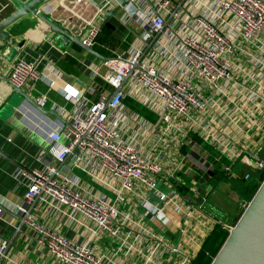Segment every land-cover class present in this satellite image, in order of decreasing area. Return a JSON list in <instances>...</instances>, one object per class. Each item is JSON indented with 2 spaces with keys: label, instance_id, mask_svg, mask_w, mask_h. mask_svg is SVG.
I'll list each match as a JSON object with an SVG mask.
<instances>
[{
  "label": "built area",
  "instance_id": "1",
  "mask_svg": "<svg viewBox=\"0 0 264 264\" xmlns=\"http://www.w3.org/2000/svg\"><path fill=\"white\" fill-rule=\"evenodd\" d=\"M150 1L153 10L146 8L144 0H130L124 7L126 18L136 20L143 29L127 57L108 59L101 67L90 68L92 76L104 78L108 90L95 102L70 86L57 87L61 74L55 65L48 61L44 70L39 69L44 58L20 60L11 66L8 78L13 88L44 83L65 101L61 106L51 103L49 95L35 98L39 108L58 117L53 121L43 115L36 122L34 129L49 143L48 151L37 158L43 166L18 169L14 177L26 181V190L20 203L7 205L18 217V229H34L38 250L60 264H112L111 259L96 253L94 244L106 234L121 241L120 230L129 221V215L122 212L126 196L152 219L171 206L185 222L191 221L193 207L169 183L184 167L179 156L168 163L180 149L173 133H181L185 140L196 132L231 163L242 159L264 171L259 150H249L244 129L236 121L241 108L264 102V0ZM122 2L106 1L102 9ZM89 26L90 32L82 40L93 46L100 29L95 20ZM247 90L245 101L237 107L230 94L242 95ZM128 99L157 120L152 122L131 111ZM254 117V113L247 116L248 129L257 126ZM64 135L65 145L61 143ZM160 182L168 186V193L159 189ZM5 209H0V217ZM35 210L56 220L65 219L76 238L67 239L41 224ZM224 226L229 232L234 228ZM143 232L161 246L148 250L145 257L150 262L167 254L170 264L192 263L194 257L186 254L180 243L173 246L146 228ZM9 247L0 237L1 260H7Z\"/></svg>",
  "mask_w": 264,
  "mask_h": 264
},
{
  "label": "crops",
  "instance_id": "2",
  "mask_svg": "<svg viewBox=\"0 0 264 264\" xmlns=\"http://www.w3.org/2000/svg\"><path fill=\"white\" fill-rule=\"evenodd\" d=\"M20 1L26 2V0ZM94 1L104 6L106 1L109 0ZM172 1L181 2L183 0ZM145 3L146 8L153 10L154 7H150L147 2ZM118 7L120 8L118 13L108 20L100 31L97 42L93 45V50L100 56L107 58V60L119 56L127 57L131 47L143 32L142 27L136 20L126 18L125 9L120 7V4L108 9V11H113ZM39 10L43 16L48 17L62 30L80 40L90 32L89 22L91 20L97 21L99 29L105 22L104 14H100L98 7L89 0H52L48 4L42 5ZM15 12L16 8L12 0H0V23ZM4 32L10 34L11 39L9 42H5L0 37V43L8 46L0 52V152H2V154L0 153V209L6 208L0 217V237L7 240L10 247L6 253L7 260H1L0 258V264H60L48 256L46 251L38 250L35 242L37 232L28 226H22L19 230L18 217L8 210L7 205L11 206L22 201L26 190V181L22 178L17 181L14 177L16 172L18 169L41 168L43 165L37 161V158L42 152H47L49 147L46 139L34 129L36 122L39 118L44 117V114L30 103H27L24 97L14 90L8 77L11 66L16 62L20 60L34 62L44 58L39 69L44 70L46 63L48 61L52 62L61 74L60 79L56 80L57 87L70 86L86 95L91 102H95L100 98L102 92L108 90L104 78L92 76L90 68L101 67V65L98 66L99 61L102 60L101 64H103L105 60L92 55L73 42L67 43L66 40H61L59 35L54 33L46 22H42L31 14L21 18ZM21 43H24V46L18 48L17 45ZM9 47H16L18 51L17 56L12 61L3 59L4 56H8ZM148 53L149 55L152 53L151 49ZM237 55L246 63V58L242 54L237 53ZM104 72L105 68L102 69V73ZM47 74L49 77L55 78L50 73ZM248 87L252 88L250 84H248ZM22 90L33 98L49 95L51 103L65 105V101L57 95L56 90L49 91L44 83L31 84ZM247 93L248 90L242 95L230 94L237 107H240L245 101L244 96ZM205 95L210 97L211 93L207 92ZM128 102H131L136 108H143L151 114V117L127 104L131 111L140 113L152 122L157 120L156 115L136 104L132 99H128ZM228 109H230L229 106ZM249 113H254V118L258 123L257 126L251 129L246 127ZM46 116H49L53 121L57 118L55 115ZM236 117V121L244 129L245 136L243 138L246 145L249 146V150H261L264 143V102L241 108ZM173 138L179 142L180 149L176 154H172L168 163L176 162V158L179 156L184 161V167L177 170L169 183L175 186L183 197V201L193 207V218L190 219V222L189 220L185 222L180 212H176L173 207L167 206L160 216L152 219L150 216L144 215L142 208L135 206L136 203L130 199V196H126L122 212L129 215V221L127 220L125 227L120 230L121 241L106 234L94 244L96 253L111 259L112 264H154L155 261L156 264L159 262H162V264L171 263L167 254H164L161 260L154 257V262H150L145 257L148 250L160 249L161 246L157 245L155 239L146 236L143 228L159 237L163 236L173 246L180 243V248L186 254L194 257L193 263L207 236L220 222L204 210L209 194L207 188L211 185L220 184L221 181H226L225 183L231 185L229 182L232 180H244L245 182L253 179V183L249 187L244 191L241 189L243 196L247 197L244 203L251 202L249 195L253 186L257 185L256 181L259 179L261 170L255 169L242 159L231 163L215 146L208 144L196 132L195 134H189L185 140H182L181 133L176 132L173 133ZM197 139L201 141L199 142ZM66 142L67 137L64 135L61 143L65 145ZM213 154L214 158H211ZM224 160L229 164H225ZM197 162L201 163L203 167L198 165ZM237 163L243 166V170H234ZM216 167L220 168V171L226 172L227 178L213 183L214 179L211 172ZM227 167L232 169L231 172L226 171ZM199 173L201 177L197 179ZM247 175L250 178L246 180ZM159 184L167 188L166 193L169 192L167 185L162 182ZM99 189L103 193L105 192L107 195L114 197V194H111L106 187L99 186ZM159 189L163 191L161 188ZM234 193L238 195V191ZM147 195L150 201L157 202L151 193ZM203 203V209L199 210L198 207ZM243 209L244 207H242ZM35 212L41 224L62 233L67 239L76 238L75 231L71 228L67 229L65 219L56 220L52 215H47L42 211L35 210ZM232 223L224 222L228 226ZM184 224L186 225V232L181 237ZM83 240L82 238L81 241ZM122 240L127 242L123 243Z\"/></svg>",
  "mask_w": 264,
  "mask_h": 264
},
{
  "label": "water",
  "instance_id": "3",
  "mask_svg": "<svg viewBox=\"0 0 264 264\" xmlns=\"http://www.w3.org/2000/svg\"><path fill=\"white\" fill-rule=\"evenodd\" d=\"M12 1L13 5H15L16 12L0 23V37L5 42H9L11 36L10 34L8 35L5 33L4 30L8 29V27L15 24V22L21 18L31 14L36 16L42 22H46L51 27L52 31L59 35L61 40H66L65 42L67 43L73 42L81 48L83 47L92 55L102 58L105 61L107 60V58L96 53L93 50V46H86L83 40L71 36L68 32L62 30L58 25L52 22L48 17L43 16V14L40 13L39 8L42 5L50 3L52 0H26V2L20 0ZM89 1L94 3L99 10L103 8V5L100 3H96L94 0ZM129 1L130 0H125L120 7L124 8ZM144 1H146L150 7H153L152 1ZM119 9V7L113 11L102 9L105 22L101 25L100 31L104 28L108 20L118 13ZM100 31L93 42L94 44L98 40L97 38ZM17 46L18 48H22L24 43L18 44ZM7 47L8 46H4L0 43V52ZM8 51V56H4L3 59L12 61V59L17 56L18 51L16 47H9ZM14 90L19 95L23 96L27 103H30L42 114L55 115L58 117L54 112L39 108L35 98L30 95L28 96L22 89L14 88ZM0 153L2 154V152ZM243 205L246 206L245 210L238 219H234L232 223L234 228L229 232L228 239L216 254V258L213 260L212 264H264V181L258 191L251 198V202L244 203Z\"/></svg>",
  "mask_w": 264,
  "mask_h": 264
},
{
  "label": "rangeland",
  "instance_id": "4",
  "mask_svg": "<svg viewBox=\"0 0 264 264\" xmlns=\"http://www.w3.org/2000/svg\"><path fill=\"white\" fill-rule=\"evenodd\" d=\"M102 60L99 61L98 66H102ZM258 158L264 161V143L261 150L258 151ZM253 160H256L253 158ZM235 171L243 170V166L237 163L234 166ZM263 171V170H262ZM244 180H232L229 183L226 181H221L220 184L211 185L208 187L207 203L204 206V210L210 213L214 218L222 223L223 222H233L234 218H239L242 212V207L247 197L243 196L242 191L249 187L253 182ZM163 191L167 192V188L164 186H159ZM238 191V195L234 192ZM239 197V198H238Z\"/></svg>",
  "mask_w": 264,
  "mask_h": 264
},
{
  "label": "trees",
  "instance_id": "5",
  "mask_svg": "<svg viewBox=\"0 0 264 264\" xmlns=\"http://www.w3.org/2000/svg\"><path fill=\"white\" fill-rule=\"evenodd\" d=\"M127 104L132 106L135 110L141 111L146 116L151 117V114H149L143 108H140V107L136 108L131 102H128ZM197 140L199 142L201 141L200 139H197ZM211 158H214V154H213V157H211ZM224 162H225V160H224ZM225 164H229V163L226 161ZM211 175H213V179H214L213 183L214 182L216 183V181L227 178L226 172L220 171V168H217V167L214 168V171L211 172ZM200 177H201V174L199 173L196 178L198 179ZM263 181H264V171H262L260 173L259 179H258V181H256L257 185L253 186V188L250 192V195L248 194L250 200L254 196V194L258 191V189L262 185ZM243 211H244V209L242 210V212ZM224 225H225L224 222H222V223L218 222L216 224L215 228L207 236V239L204 241V243H203V245H202V247H201V249L197 255V258L195 259V261L192 264H212L213 260L216 258V254L221 249V247L224 245V243L228 239L227 237L229 236V231L225 228Z\"/></svg>",
  "mask_w": 264,
  "mask_h": 264
}]
</instances>
